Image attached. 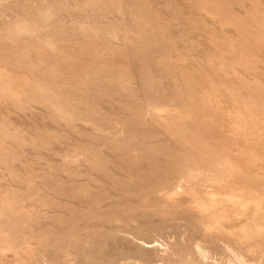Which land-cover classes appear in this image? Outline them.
I'll use <instances>...</instances> for the list:
<instances>
[{"label": "rangeland", "instance_id": "374dc122", "mask_svg": "<svg viewBox=\"0 0 264 264\" xmlns=\"http://www.w3.org/2000/svg\"><path fill=\"white\" fill-rule=\"evenodd\" d=\"M0 264H264V0H0Z\"/></svg>", "mask_w": 264, "mask_h": 264}, {"label": "bare ground", "instance_id": "6f19581e", "mask_svg": "<svg viewBox=\"0 0 264 264\" xmlns=\"http://www.w3.org/2000/svg\"><path fill=\"white\" fill-rule=\"evenodd\" d=\"M201 149L207 157L195 159V165L191 168L194 179L192 192L198 201L208 206L204 209L207 215H217L220 209L228 213L231 207L245 197L246 190L251 191L257 187L256 183H242L239 177L234 176L226 167L225 155L210 156L206 147Z\"/></svg>", "mask_w": 264, "mask_h": 264}]
</instances>
